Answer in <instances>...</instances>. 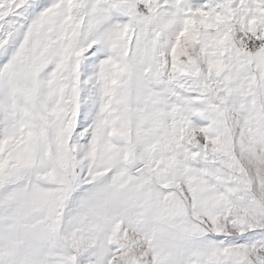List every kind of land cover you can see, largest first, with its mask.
Here are the masks:
<instances>
[{
  "label": "snow or ice",
  "instance_id": "6c2138e0",
  "mask_svg": "<svg viewBox=\"0 0 264 264\" xmlns=\"http://www.w3.org/2000/svg\"><path fill=\"white\" fill-rule=\"evenodd\" d=\"M0 264H264V0H0Z\"/></svg>",
  "mask_w": 264,
  "mask_h": 264
}]
</instances>
